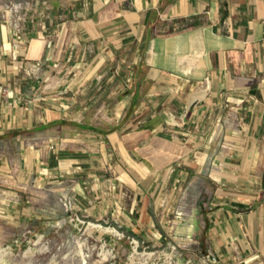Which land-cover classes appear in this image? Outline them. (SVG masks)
I'll list each match as a JSON object with an SVG mask.
<instances>
[{
  "label": "crops",
  "instance_id": "0c3cea01",
  "mask_svg": "<svg viewBox=\"0 0 264 264\" xmlns=\"http://www.w3.org/2000/svg\"><path fill=\"white\" fill-rule=\"evenodd\" d=\"M82 1L45 56L0 57L11 167L138 239L183 209L218 256L264 255V0Z\"/></svg>",
  "mask_w": 264,
  "mask_h": 264
},
{
  "label": "rangeland",
  "instance_id": "374dc122",
  "mask_svg": "<svg viewBox=\"0 0 264 264\" xmlns=\"http://www.w3.org/2000/svg\"><path fill=\"white\" fill-rule=\"evenodd\" d=\"M82 2L0 0V57L16 52L31 61L32 46L45 56L56 38L54 32L43 38L41 30L68 21ZM14 151L15 143L0 142V264H264V255L218 256L201 245L183 209L165 224V238L148 233L138 239L121 223L96 222L81 211L74 185L41 188L24 179V168L11 167L19 161Z\"/></svg>",
  "mask_w": 264,
  "mask_h": 264
}]
</instances>
